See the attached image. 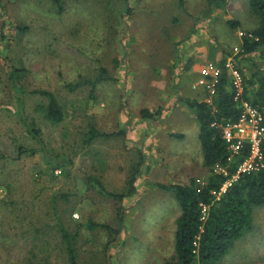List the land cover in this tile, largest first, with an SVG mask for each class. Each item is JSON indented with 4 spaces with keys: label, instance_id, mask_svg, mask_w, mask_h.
I'll list each match as a JSON object with an SVG mask.
<instances>
[{
    "label": "rangeland",
    "instance_id": "obj_1",
    "mask_svg": "<svg viewBox=\"0 0 264 264\" xmlns=\"http://www.w3.org/2000/svg\"><path fill=\"white\" fill-rule=\"evenodd\" d=\"M205 4L64 0L60 12L52 0H0V264H70L61 226L80 264L175 256L180 207L159 185L209 176L185 102L206 95L198 69L231 55L245 73L264 69L260 54L236 55L240 32L259 24L249 0L210 16ZM37 89L56 95L62 121L45 117ZM93 125L120 133L87 143ZM134 173L133 195H109L128 192ZM218 264H264V207Z\"/></svg>",
    "mask_w": 264,
    "mask_h": 264
},
{
    "label": "trees",
    "instance_id": "obj_2",
    "mask_svg": "<svg viewBox=\"0 0 264 264\" xmlns=\"http://www.w3.org/2000/svg\"><path fill=\"white\" fill-rule=\"evenodd\" d=\"M58 10H64V0H52ZM227 0H206L203 15L223 8ZM184 6L185 0H179ZM251 12L259 19V24L252 30L244 31L241 37L240 51L237 55L260 54L264 58V0H249ZM235 27L237 23L228 20ZM226 58L221 59L219 66L222 71L217 83L214 103L204 100L186 98V104L195 110L199 125V140L203 152V162L209 168V176L205 181L193 178L189 184H169L161 186L174 193L180 207V215L176 220L174 239L175 256L165 260L163 264H218L234 247L235 243L253 229V212L256 207H264V165L257 171L241 172L222 192L223 185L233 178L239 170L241 163L249 156L250 146L245 144L233 155L227 141L223 136L220 125L227 120L236 121L242 114L241 104L244 101L257 107L264 115V69L255 67L254 72L245 73L238 67L243 75L244 90L239 99L232 86L230 76L225 66ZM20 69L16 68L13 73ZM105 72V70H103ZM103 76L94 81V85L103 80ZM17 91L19 87L15 86ZM34 93L47 98L44 115L47 119L60 122L65 112L56 95L48 90L37 89ZM142 116L153 117L154 114L144 109ZM35 131L31 129V132ZM118 133H105L96 126H91L84 137L89 143L100 136L118 135ZM22 150V149H21ZM221 167L224 171H215ZM136 173L129 181L128 192L109 195L123 200L133 195ZM106 227L107 225H98ZM108 227V226H107ZM62 238L70 264H80L78 260L74 235L61 226Z\"/></svg>",
    "mask_w": 264,
    "mask_h": 264
},
{
    "label": "built area",
    "instance_id": "obj_3",
    "mask_svg": "<svg viewBox=\"0 0 264 264\" xmlns=\"http://www.w3.org/2000/svg\"><path fill=\"white\" fill-rule=\"evenodd\" d=\"M243 34L244 31L240 32L241 36ZM235 50L239 52L241 50L240 46L235 47ZM225 66L236 92V99H239L245 88L243 75L235 64L232 55L226 59ZM221 71V66L214 61H207L198 69V78L194 83V87L204 88L206 91L204 101L209 104L214 103ZM241 106L242 114L238 120H227L220 125L222 126L223 136L227 141L228 147L232 151L231 158L245 144L250 146V153L239 166L237 174L223 185L219 195L226 191L227 187L239 177L241 172L257 171L264 165V115L257 107L247 101H244ZM215 171H224V169L217 166Z\"/></svg>",
    "mask_w": 264,
    "mask_h": 264
}]
</instances>
